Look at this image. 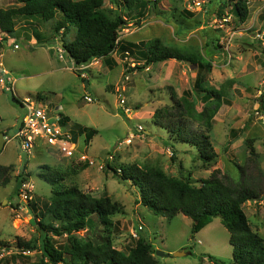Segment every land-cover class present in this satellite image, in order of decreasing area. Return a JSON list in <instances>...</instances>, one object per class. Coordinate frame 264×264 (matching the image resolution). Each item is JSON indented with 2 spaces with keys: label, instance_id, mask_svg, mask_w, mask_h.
<instances>
[{
  "label": "rangeland",
  "instance_id": "rangeland-1",
  "mask_svg": "<svg viewBox=\"0 0 264 264\" xmlns=\"http://www.w3.org/2000/svg\"><path fill=\"white\" fill-rule=\"evenodd\" d=\"M19 5L17 0H0V10ZM247 5L251 17L243 23L228 0H144L133 11L120 8L127 22L119 35L121 42L140 50L144 43L160 39L182 52L197 51L198 66L168 60L139 70L143 61L138 55L114 52V68L100 58L81 64L86 66L82 70L64 53V43L74 39V32L65 35L59 28L60 15L47 22L36 15L18 17L14 33L0 32V54L16 80L14 93L0 90V133L14 138L25 114L13 95L34 101L38 93L48 100L43 101L47 105H36L52 119L61 120V114L69 117L65 131H98L89 144L78 137L74 158L39 140L29 155L16 139L5 145L0 166L12 168L7 173L10 182L0 184V264H38L42 257L38 250L22 253L26 258L16 257L22 250L20 242L38 237L35 218L27 207L30 200L16 193L17 177L25 176V188L32 190L31 199L42 209L53 196V187L40 178L41 169L48 165L68 170L80 164L88 167L68 177L65 184L97 198L107 195L120 205L112 217V241L118 250L128 253L144 237L159 264H214L207 256L233 264L230 234L220 218L194 235L191 218L156 216L141 204L136 186L119 181L106 167L107 162L115 168L129 164L159 167L198 187L219 171L231 183H255L264 191V113L260 111L264 102V0H249ZM104 8L117 10L111 0H104ZM197 81L216 90L225 86L228 92L210 130L203 122L189 121L194 132L209 136L217 155L210 163L201 161L192 145L171 139L154 119L157 110L173 107L183 97L201 112L205 103L203 93L196 91ZM57 105L63 110H56ZM250 145L256 154H251ZM243 209L253 230L264 237V194L258 201L245 203ZM101 230L87 235L95 238ZM157 250L170 257L158 256Z\"/></svg>",
  "mask_w": 264,
  "mask_h": 264
},
{
  "label": "trees",
  "instance_id": "trees-1",
  "mask_svg": "<svg viewBox=\"0 0 264 264\" xmlns=\"http://www.w3.org/2000/svg\"><path fill=\"white\" fill-rule=\"evenodd\" d=\"M17 1L19 6L0 10V32L5 35L14 33L18 17L36 15L47 22L56 20L60 15L59 28L64 29L65 35L74 32V39L64 43V53L70 56L76 65L103 58L109 67L114 68L117 66V62L111 58L114 52L138 55L143 61V65L137 67L139 70L168 60L193 66L201 64L197 51L182 52L164 45L160 39L144 43L140 50H136L135 44L119 40V35L127 24L120 8L125 7L133 11L144 0H111L117 8L116 11L112 10L114 13L104 8V0ZM248 1L228 0L232 5L231 10L242 23L251 17ZM195 87L196 91L203 93L205 107L201 112L195 108L194 102L183 97L176 100L173 107L157 110L154 119L170 133L171 139L192 145L198 150L201 161L210 163L217 157L210 138L204 133L194 132L189 127V121L203 122L210 130L228 92L225 86L216 90L199 81ZM34 97L36 103H43L48 99L40 93ZM13 99L24 107L23 100L15 95ZM260 111L264 113V102ZM61 117L60 123L66 126L69 117L62 114ZM86 130L79 128V131H74L73 140L77 142L78 137L82 136L89 144L98 131ZM5 133L7 135V132ZM250 148L251 154H256L253 145H250ZM87 167V164H80L77 167L71 166L68 170H61L46 165L41 169L39 176L51 184L53 196L49 202L43 204L42 209H38L33 200L30 201L28 207L35 218L38 237L30 242H20L19 249L22 250L16 257L19 255L21 259L26 258L22 253L38 250L42 254L38 264H159L153 256L155 251L152 244L144 237H140L136 244L129 248L128 253L114 247L112 217L121 210L117 202L107 195L97 198L77 186L65 184L68 177ZM11 168L12 166H0L1 185L5 186L10 182L7 173ZM107 169L113 172L119 181L131 182L136 186L140 191L141 204L156 216L173 219L183 214L191 218L194 235L213 223L214 219L220 218L230 234L233 247L232 263L264 264V237L253 230L243 209L245 203L261 199L264 191L260 185L231 183L220 177L219 171L203 179L198 187L187 180L167 175L159 167L129 164L115 168L107 162ZM241 172H244V168H241ZM24 178L25 176L20 174L16 179L18 194ZM95 229H102L95 238L87 235ZM82 231L86 232L84 236L79 235ZM207 257L214 264H225L212 256Z\"/></svg>",
  "mask_w": 264,
  "mask_h": 264
},
{
  "label": "built area",
  "instance_id": "built-area-1",
  "mask_svg": "<svg viewBox=\"0 0 264 264\" xmlns=\"http://www.w3.org/2000/svg\"><path fill=\"white\" fill-rule=\"evenodd\" d=\"M17 47V46H16ZM81 69H86L85 65H81ZM0 86L3 87L6 92L14 93L15 79L4 68L3 55L0 54ZM87 102H92L91 97H85ZM23 109L25 114L20 121V126L14 138L6 136V143L11 142L12 139H16L20 142L21 149L28 155L31 153L32 148L35 147L37 141H41L42 144L46 143L50 147H55L66 157L75 156V141L71 132L65 131L63 125L60 123V119H52L50 113L43 107L37 106L31 99H26L23 102ZM43 106V104H42ZM26 183L21 184L19 190V196L24 199L32 200V190L25 188ZM142 228V227H141Z\"/></svg>",
  "mask_w": 264,
  "mask_h": 264
},
{
  "label": "water",
  "instance_id": "water-1",
  "mask_svg": "<svg viewBox=\"0 0 264 264\" xmlns=\"http://www.w3.org/2000/svg\"><path fill=\"white\" fill-rule=\"evenodd\" d=\"M186 67H188V66H186ZM86 84H88V81H86ZM5 145H6V135H5V133L1 132L0 133V152L2 150H4ZM156 254L158 256H161V257H164V258H169L170 257V254L162 252V251H158V250L156 251ZM174 255L175 256H180V255L183 256L184 254L183 253H175Z\"/></svg>",
  "mask_w": 264,
  "mask_h": 264
},
{
  "label": "crops",
  "instance_id": "crops-1",
  "mask_svg": "<svg viewBox=\"0 0 264 264\" xmlns=\"http://www.w3.org/2000/svg\"><path fill=\"white\" fill-rule=\"evenodd\" d=\"M4 63V62H3ZM4 68H5V70L7 71V72H9L11 75H12V73L5 67V64H4ZM187 68V67H186ZM15 87H16V80H15ZM0 90L1 91H5L4 90V88L2 87L1 88V86H0ZM6 92V91H5ZM26 99H28V98H26ZM48 100V99H47ZM47 100H46V103H47ZM37 104H40V105H42L43 103H42V101H39ZM61 107V108H60ZM56 110H63V108H62V106H56V107H54ZM1 117V116H0ZM205 229V228H204Z\"/></svg>",
  "mask_w": 264,
  "mask_h": 264
},
{
  "label": "clouds",
  "instance_id": "clouds-1",
  "mask_svg": "<svg viewBox=\"0 0 264 264\" xmlns=\"http://www.w3.org/2000/svg\"><path fill=\"white\" fill-rule=\"evenodd\" d=\"M24 101V100H23ZM5 133V132H4ZM5 135H6V133H5ZM7 136V135H6ZM7 144V143H6ZM33 197V196H32ZM30 201H32V200H30ZM28 205H29V203H28ZM28 205H27V207H28ZM26 207V206H25Z\"/></svg>",
  "mask_w": 264,
  "mask_h": 264
}]
</instances>
